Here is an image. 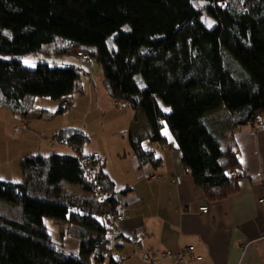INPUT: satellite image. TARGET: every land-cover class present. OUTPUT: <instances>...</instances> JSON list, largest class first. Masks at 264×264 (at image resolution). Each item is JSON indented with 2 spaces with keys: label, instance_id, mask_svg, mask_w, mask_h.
I'll return each mask as SVG.
<instances>
[{
  "label": "trees",
  "instance_id": "trees-1",
  "mask_svg": "<svg viewBox=\"0 0 264 264\" xmlns=\"http://www.w3.org/2000/svg\"><path fill=\"white\" fill-rule=\"evenodd\" d=\"M195 1L213 27L193 0H0V108L25 120L27 96L64 106L81 89L72 63L29 67L25 55L49 46L50 54L94 60L112 99L142 110L149 123L147 139L129 135L139 164L160 166L146 143L168 147L167 131L195 186L211 201L227 198L238 190L239 164L229 134L264 119V0ZM67 131L58 140L79 154L31 153L21 159L22 181L0 180V201L21 207L15 218L0 210V264H115L106 214L125 212L119 192L101 159L88 178L86 137ZM63 181L81 193L65 192ZM98 189L112 195L100 198ZM45 216L67 224L79 255L53 241Z\"/></svg>",
  "mask_w": 264,
  "mask_h": 264
},
{
  "label": "crops",
  "instance_id": "crops-1",
  "mask_svg": "<svg viewBox=\"0 0 264 264\" xmlns=\"http://www.w3.org/2000/svg\"><path fill=\"white\" fill-rule=\"evenodd\" d=\"M95 84H89L92 98L97 97ZM91 105L92 99L88 102ZM134 114L128 133L133 139L145 140L150 126L142 110L137 109ZM164 135L168 147L153 145L154 153L162 160L160 166L141 167L131 158V168L126 170L127 174L132 172L131 179L120 184L105 166L107 159L98 152L115 190L124 191L118 193V201L126 218L118 222L117 235L111 236L112 243L118 244L113 250L114 258L123 257L121 264H149L141 253L149 252L158 259L163 251L176 253L193 246V253L200 259L190 258L189 264H264V130L247 125L230 132L229 141L239 158L233 170L238 190L217 201L209 200L195 186L173 137L167 131ZM135 168L145 172L136 176ZM202 206H207L206 213H201ZM134 226L144 230L139 248L126 238ZM161 264L172 262L163 259Z\"/></svg>",
  "mask_w": 264,
  "mask_h": 264
},
{
  "label": "rangeland",
  "instance_id": "rangeland-1",
  "mask_svg": "<svg viewBox=\"0 0 264 264\" xmlns=\"http://www.w3.org/2000/svg\"><path fill=\"white\" fill-rule=\"evenodd\" d=\"M193 4L201 9V19L205 25L209 28L213 27L216 21L202 9L197 1L193 0ZM48 50L49 46H46L45 51L23 55L22 60L29 67H35L38 62H47L51 66L72 63L80 73L78 82L82 90H76L70 94L68 103L64 106L60 100L49 96H27L28 115L25 120L21 118L19 121L21 125L17 120H13L9 110L0 108V177L3 178L0 180L22 181L21 159L31 153H42L47 156L53 152L79 154L72 147L58 140L59 134L72 135L67 130H71L73 135L86 137L81 145L80 154L94 156L95 152L101 153L107 159L105 166L107 165L109 173L117 179L119 184L131 179L132 172L126 173V170L131 168V158H135L138 162L137 157L130 150L128 133L135 117L134 110L124 100L115 102L108 94L103 70L96 61L91 60L88 65L74 55L50 54L47 53ZM91 82L96 83V98H92L89 90ZM91 99L92 105L89 107L88 102ZM61 106L64 109L59 111ZM118 106L120 108H117ZM25 121L28 123L25 124ZM147 124L149 125L148 121ZM16 125H20L18 130ZM146 144L153 148L156 143ZM144 166L150 167L147 164L141 167ZM138 170L139 173H137ZM135 171L136 176L145 172L137 168ZM62 186L63 190L70 194L81 193L77 185L63 181ZM86 195H88L87 192ZM20 209V205L8 207L4 201H0V210L14 218L18 216ZM43 222L51 233L53 241L64 244L67 253L79 255L78 240L67 234L68 227L65 222H55L54 218L48 216L44 217Z\"/></svg>",
  "mask_w": 264,
  "mask_h": 264
},
{
  "label": "built area",
  "instance_id": "built-area-1",
  "mask_svg": "<svg viewBox=\"0 0 264 264\" xmlns=\"http://www.w3.org/2000/svg\"><path fill=\"white\" fill-rule=\"evenodd\" d=\"M80 56H82L84 59H87V56H85L84 54L78 53ZM18 119V122L21 121L20 117H16ZM19 124L21 125V123L19 122ZM20 125H16V130H18L20 128ZM254 130H264V119L262 116H259L256 119V123L254 124ZM96 155V156H95ZM97 153H94L93 155L90 156H86V158H84L82 160V164L83 166H85L86 168L89 166L91 167V170H88L89 174V179L91 180L92 177L94 176V170L97 169V165L95 163L96 160H98L97 157H100V155H98ZM226 173H228V175H234V173L227 171ZM177 182H179V178L175 179ZM97 195L100 198H104L105 196H111L112 194H107L104 190L98 189L97 191ZM262 201V200H260ZM207 206H202L200 208L201 213H206L207 212ZM106 218H108V233L110 236H114L117 235V233L119 232V228H117L118 222L124 220L126 218V212H121L118 214H114V212H109L106 214ZM143 228L141 226H134L132 227L128 234L126 235V238L128 240H130L131 245H133L136 248H139V242L141 240V237L143 235ZM194 251V247L193 246H189L184 248L183 250L179 251V252H172L170 250H166L163 251L161 253V258H156V257H150L148 253H143V260L148 262L149 264H159L161 263V261L163 259H169V261H171L173 264H189L190 262V258L192 259H200V256H197L196 254L193 253ZM135 253H137V251H135ZM123 258L118 256L116 258L115 264H121L123 263Z\"/></svg>",
  "mask_w": 264,
  "mask_h": 264
},
{
  "label": "snow or ice",
  "instance_id": "snow-or-ice-1",
  "mask_svg": "<svg viewBox=\"0 0 264 264\" xmlns=\"http://www.w3.org/2000/svg\"><path fill=\"white\" fill-rule=\"evenodd\" d=\"M202 2H203V0H202ZM209 26H211V24H209ZM25 63H27V61H25ZM165 111H167V109H165ZM0 179H3L2 177H0Z\"/></svg>",
  "mask_w": 264,
  "mask_h": 264
}]
</instances>
